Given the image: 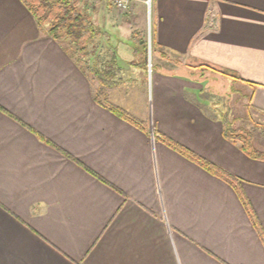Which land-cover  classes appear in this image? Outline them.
<instances>
[{"label":"crops","instance_id":"crops-1","mask_svg":"<svg viewBox=\"0 0 264 264\" xmlns=\"http://www.w3.org/2000/svg\"><path fill=\"white\" fill-rule=\"evenodd\" d=\"M153 7L149 61L137 31L108 36L112 67L92 77L21 0H0V264H264V161L225 135L213 98L228 79L199 66L239 75L264 116V0Z\"/></svg>","mask_w":264,"mask_h":264},{"label":"rangeland","instance_id":"rangeland-1","mask_svg":"<svg viewBox=\"0 0 264 264\" xmlns=\"http://www.w3.org/2000/svg\"><path fill=\"white\" fill-rule=\"evenodd\" d=\"M145 1L148 0H144L143 2L144 19L139 21L134 14L128 16L117 13L118 17L113 12L115 10L111 11V15L110 13L103 12V9L101 10V6L104 3L101 0H80V6L82 7L86 18L85 22L91 29H89L83 37L77 40V44H75L76 46L71 42H67L65 44L68 48H71L72 51L76 48H78L79 52L81 51L80 53L84 56L82 61L83 65L91 76L95 75V72H97L95 68L100 69L112 67L111 65L107 66L110 64L109 62L106 65L105 63L103 64V61H100L101 65L99 66V58L101 59L100 53L109 51L111 46H120L119 44H116L115 40L109 44L107 40L108 36L114 38L119 36L126 37L133 35L134 31H137V33L141 34L143 37L145 44H147L146 55L148 54L149 43L150 53L153 55V52H155L153 47L155 18L153 0L150 9L149 6L146 5ZM117 20H119L118 23L122 26L121 28L117 27L115 24ZM95 52L98 55H96ZM75 59L77 60V57H75ZM149 63L150 62L147 63L148 69ZM152 65L154 66L153 62ZM116 68L117 67L114 69ZM224 79L228 80L220 84L223 85L220 86L221 91L215 93L213 99H215V101H219L220 104L223 105L220 109L223 112V118L228 122V125L226 126L227 129L231 132L235 131L236 133H238V130L241 129L249 131L252 134L255 147L264 152V116L256 114L250 107V93L246 86L238 82L236 79L228 78L226 76ZM131 94L135 97H141L142 93L135 91L131 92ZM207 95H209V93ZM239 133L242 134L241 131Z\"/></svg>","mask_w":264,"mask_h":264},{"label":"trees","instance_id":"trees-1","mask_svg":"<svg viewBox=\"0 0 264 264\" xmlns=\"http://www.w3.org/2000/svg\"><path fill=\"white\" fill-rule=\"evenodd\" d=\"M21 2L37 19L39 27L43 29L48 36L57 41L65 43L71 42L75 45L77 44V40L83 37L87 31L91 29L85 22L86 18L83 9L80 6V0H21ZM144 48H147V44H145ZM66 50L74 57H77L79 63L82 62L84 56L80 53L81 51L79 52L78 48L72 51V49L67 46ZM199 66L209 68L214 72H219L236 80H242L239 75L232 71H227L209 64H200ZM99 95H103V93L99 92L97 97ZM103 98L105 105L115 114L132 123H138L137 119L131 116L127 111L111 103L106 96ZM240 131L242 134L239 133ZM225 135L233 142L239 144L242 151L248 157L264 161V152L255 147L252 134L249 131L241 129L236 133L235 131L231 132L226 129ZM165 142L169 147L203 167L214 176H217L237 188V179L228 172L169 138H165ZM241 196L243 195L241 194ZM243 200L245 201V204L248 205L244 197Z\"/></svg>","mask_w":264,"mask_h":264},{"label":"built area","instance_id":"built-area-1","mask_svg":"<svg viewBox=\"0 0 264 264\" xmlns=\"http://www.w3.org/2000/svg\"><path fill=\"white\" fill-rule=\"evenodd\" d=\"M108 1L120 14L133 15L135 13L134 2L135 0H106ZM146 5L151 8L152 0L145 1Z\"/></svg>","mask_w":264,"mask_h":264},{"label":"water","instance_id":"water-1","mask_svg":"<svg viewBox=\"0 0 264 264\" xmlns=\"http://www.w3.org/2000/svg\"><path fill=\"white\" fill-rule=\"evenodd\" d=\"M150 43H149V45H148V57H147V61H149V59H150Z\"/></svg>","mask_w":264,"mask_h":264}]
</instances>
